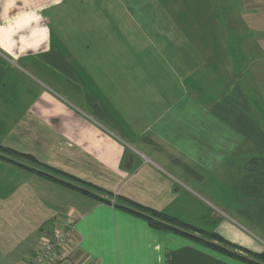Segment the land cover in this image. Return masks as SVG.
<instances>
[{"label": "crops", "instance_id": "crops-1", "mask_svg": "<svg viewBox=\"0 0 264 264\" xmlns=\"http://www.w3.org/2000/svg\"><path fill=\"white\" fill-rule=\"evenodd\" d=\"M85 3L117 46L54 32L77 0H0V147L34 159L0 149V264L70 219L88 264L258 262L264 0Z\"/></svg>", "mask_w": 264, "mask_h": 264}, {"label": "rangeland", "instance_id": "rangeland-1", "mask_svg": "<svg viewBox=\"0 0 264 264\" xmlns=\"http://www.w3.org/2000/svg\"><path fill=\"white\" fill-rule=\"evenodd\" d=\"M81 3V13H73L69 14L73 16V18L64 17V21L59 23L56 20L51 21L52 28L55 31L60 33H66L67 35L72 36V39L81 42L83 44H90L92 47H104L106 46H117L118 37L114 35H110L113 31H117L122 29L123 32H126L125 24L120 22L119 17L121 19V11L120 9L113 10L108 6L98 7L97 12H93V8L90 5H87L86 0H77ZM101 10V13L98 11ZM119 14L118 17H113L111 13ZM68 15V14H67ZM97 16V17H91ZM106 18H108L106 20ZM113 18H118L117 20H113ZM63 19V18H62ZM130 24V21L128 25ZM63 27L64 29L57 28ZM74 40V41H75ZM124 41V38H123ZM119 39V43L123 42ZM75 43V42H74ZM71 44V43H70ZM264 178V176H263ZM264 198L261 196L257 197V207H263ZM256 216H260V214H256ZM264 217V215H262ZM254 264H263L262 262H253Z\"/></svg>", "mask_w": 264, "mask_h": 264}, {"label": "built area", "instance_id": "built-area-1", "mask_svg": "<svg viewBox=\"0 0 264 264\" xmlns=\"http://www.w3.org/2000/svg\"><path fill=\"white\" fill-rule=\"evenodd\" d=\"M105 198H109L107 195ZM75 219L57 226L53 234L45 236L36 249L18 264H88L83 258L74 259L77 240Z\"/></svg>", "mask_w": 264, "mask_h": 264}, {"label": "trees", "instance_id": "trees-1", "mask_svg": "<svg viewBox=\"0 0 264 264\" xmlns=\"http://www.w3.org/2000/svg\"><path fill=\"white\" fill-rule=\"evenodd\" d=\"M0 149H1L2 151H4V152H7V153H10V154H13L14 156H18V157H21V156H22V157H27V158H29L30 160H34V159H33L32 157H30V156L19 155V154H17V153L14 152V151H11V150H8V149H4V148H1V147H0ZM58 173H60V172H58ZM60 175L66 177V178H68V179H70V180H72V181H76V182H78L80 185H82V186H84V187H91V188H94V186H92V185H90V184H88V183H85V182H83V181L76 180V179H74L72 176L67 175V174H65V173H60ZM64 183H65V182H64ZM69 185H70V184H69ZM70 186H73V187H75V188H82L81 186L78 187V186H76V185L73 184V183H72V185H70ZM82 189H83V188H82ZM95 189H96V188H95ZM98 190H100L102 193H105V191H103V190H101V189H98ZM105 194H106V193H105ZM123 201L125 202V204H126L127 206L133 207V208H135L136 210H139V209H140V210H141L140 212L148 213L149 219L152 221V223H153L154 226H157V227H160V226H162V227H168V224L176 222L174 218L169 217V216H165V215H163L162 213L155 212V211H151V210H148V209H144V208H142V207H140V206H138V205H136V204H134V203H130V202H128L127 200H123ZM180 225L183 226V227L188 228V225H185V224H180ZM217 238H218V237H217ZM256 257L258 258V262H262V263L264 264V251H263L262 253L257 254Z\"/></svg>", "mask_w": 264, "mask_h": 264}]
</instances>
